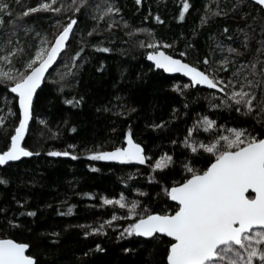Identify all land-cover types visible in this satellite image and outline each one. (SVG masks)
<instances>
[{"label": "trees", "instance_id": "16d2710c", "mask_svg": "<svg viewBox=\"0 0 264 264\" xmlns=\"http://www.w3.org/2000/svg\"><path fill=\"white\" fill-rule=\"evenodd\" d=\"M4 2L10 5L11 14L0 13L3 21L0 41L11 39L25 53L34 50L40 37L53 42L72 16H76L78 24L66 51L35 98L30 131L24 141V146L34 155L0 166V177L8 180L7 184L0 183V238L29 243V254L36 257L38 264H160L168 238L121 236L135 218H128L126 208L105 205L102 197L119 199L123 194L126 202H138V211H172L176 203L164 189L182 181L186 163L195 159V166L202 168L210 162L209 154L192 153L183 143L189 127L204 115L215 120L217 126H223L210 132L201 126L194 131L193 136L199 142L207 143L219 134L226 135V129L233 127L264 137V120L255 114L256 110L249 114L236 111L234 106L212 108L209 99L212 93H217L211 99L216 104H220L223 93L199 86L183 88L189 83L187 79L167 75L147 60V52L153 50L148 45L159 42L158 49L204 71L220 68L217 62L225 57L230 61L235 57L227 70L216 73L227 78L241 67V61L264 63V51L257 52L264 43V11L252 0H189V10L180 20L182 0H141L140 4L136 0H109L121 12L113 14L118 24L108 30L105 21L97 25L92 19V9L81 8L76 12L73 0H58L57 6L65 5L59 14L38 11L26 17L18 14L40 0ZM92 3L103 6V0H89ZM157 15L160 21L155 19ZM204 16H207L206 23L202 22ZM121 19L127 21V26L119 23ZM26 26L32 31L26 33ZM135 28L145 31L136 33ZM246 35L247 48L244 47ZM93 44L112 51L104 53L92 47ZM229 46L242 55L229 53ZM81 48L83 52L76 57ZM205 57L208 65L204 63ZM25 58L17 56L13 66L21 68ZM260 67L261 63H257V72ZM66 72L64 83L70 87H62L59 79ZM248 79L257 82L255 90L259 93L261 77ZM73 96H82L81 104L65 103ZM121 110L127 114H120ZM0 114L7 117L0 132L10 135L18 123V102L10 86L2 80ZM40 120L45 123L40 124ZM161 121L164 126L153 127ZM129 129L135 142L144 148L148 157L145 165L97 160L87 154L126 145L124 136ZM8 142L9 138L0 134V150ZM52 150L73 152L75 158L51 156L48 153ZM164 153L171 155L173 162L163 169H153L151 164ZM28 211H35L36 215L29 216ZM113 214L117 219L105 224ZM13 219L18 221L15 227L9 223ZM101 225V233H91V227ZM85 231L89 232L88 236L84 235ZM97 244L102 251L96 248ZM125 248L133 251L125 252Z\"/></svg>", "mask_w": 264, "mask_h": 264}, {"label": "snow or ice", "instance_id": "6c2138e0", "mask_svg": "<svg viewBox=\"0 0 264 264\" xmlns=\"http://www.w3.org/2000/svg\"><path fill=\"white\" fill-rule=\"evenodd\" d=\"M57 2L58 0H40L35 6L26 7L18 16L26 17L38 11L59 14L65 5L61 3L57 6ZM136 3L140 4L141 0H136ZM255 3L264 11V0H255ZM73 7L76 12H79L81 8L92 9V19L97 21V25L100 21H105L108 30L118 24L113 14L121 12V9L109 0H103V6L100 3L89 4V0H79V5H76V0H73ZM189 7V0H182L179 11L180 20L184 19ZM4 12L10 13V5L0 0V13ZM155 19L160 21L161 18L157 15ZM202 22H207V16L202 17ZM0 23L3 21L0 20ZM119 23L127 26V21L122 19ZM77 24L78 19L72 16L62 25V30L54 36V42L49 43L46 37H40L39 46L29 53H25L23 47L13 45L11 39L0 41V51L3 52V55H0V64H5L8 68L5 71L0 67V80L10 86V91L16 94L18 102V123L15 124L14 131L10 135L7 132H0L9 138L6 148L0 150V166L10 161H17L21 157L34 155L33 151L22 143L30 131V120L35 110L34 98L46 79V73L57 62L62 50L66 49V42L70 35L74 34V26ZM95 30L94 28L92 32ZM29 31L32 29L26 26L25 32ZM134 31L140 33L145 29L135 28ZM224 31L227 32L228 29L225 28ZM92 32L88 34L92 35ZM128 35L131 38V33ZM247 39L246 35L245 48H247ZM158 43L148 45L153 50L147 52V59L154 62L155 68L162 69L166 73H183L189 78V83L183 85L185 89L196 85L218 89L219 93L224 95L220 104H216L211 103V99L215 98L217 93H212L209 98L212 108L234 106L236 111L244 110L249 114L256 110L255 114L264 120V63L257 61L244 64L241 61V67L225 78L216 73L227 70L230 63L235 62V57H232L231 61L225 57L217 62L221 65L220 68L210 67L208 71H204L183 59L175 58L159 50ZM91 46L104 53L112 51L109 47L96 44ZM140 46H144L143 42H140ZM221 48L223 49V45ZM83 50V48L79 49L75 56L79 57ZM261 51H264V43L257 49V52ZM228 52L235 53L237 56L242 55L238 49L231 46L228 47ZM185 55L186 53H181V56ZM17 56L26 57L19 69L13 66ZM204 63L209 64L207 57L204 58ZM257 63H261L259 72H257ZM102 67L103 62H101ZM67 74V72L60 74L62 87L71 86L64 83ZM257 75L261 77L259 93L255 90L257 82L254 79H248L249 76ZM172 87L177 92H181V88L176 84ZM82 101V96H73L71 99H66L65 103L76 106ZM8 113L12 114L11 108H8ZM120 114L126 115L127 112L121 110ZM6 119L7 117L0 114V126L5 125ZM39 123L44 124L45 121L40 120ZM160 126H164V121H161L159 125H153V127ZM201 126L206 132H210L215 127H223L217 126L215 120L204 115L187 129L183 143L191 149L192 153L209 154L210 162L202 168L195 166V159L192 163H186L182 181L174 182L171 187L164 189L171 201L176 202L174 210L138 211V202L135 200L126 202L123 194L119 199L102 197L103 203L126 208L128 218H135L124 228L121 236L135 235L153 240L168 238L165 240L167 247L160 264H264V137L233 127L226 129V135L219 134L204 143L193 136L194 131ZM124 140L127 142L124 146L114 147L110 151H91L87 154L97 160L138 161L141 164L148 161L144 148L133 139L131 129L124 136ZM69 147L76 146L69 145ZM48 154L75 158V154L67 150H52ZM172 162L173 157L164 153L151 164V167L163 169ZM0 183L7 184L8 180L0 177ZM27 215L35 216L36 212L28 211ZM116 219L117 216L113 214L111 219L104 223L111 224ZM9 223L13 227L18 225L15 219ZM90 231L99 234L103 231V225L91 227ZM84 235L88 236L89 232L85 231ZM29 248V243L18 242L8 237L0 238V264H38L34 255L26 254ZM96 248L103 250L99 244ZM124 251L133 250L125 248Z\"/></svg>", "mask_w": 264, "mask_h": 264}, {"label": "water", "instance_id": "95a60500", "mask_svg": "<svg viewBox=\"0 0 264 264\" xmlns=\"http://www.w3.org/2000/svg\"><path fill=\"white\" fill-rule=\"evenodd\" d=\"M253 2H255V0H252ZM75 27H76V25L74 26V31H75ZM72 35L73 34H71L70 35V38H69V40L66 42V45H67V47H68V44H69V41H70V39L72 38ZM54 42V41H53ZM67 47H66V49H67ZM66 49H64V50H62V52H61V54H60V56H58V59H57V62L59 61V59H60V57H61V55L66 51ZM159 50H162V51H165L167 54H169V55H171L170 53H168L166 50H164V49H159ZM173 56V55H172ZM175 58H179V59H183V58H181V57H177V56H174ZM147 58V57H146ZM148 60V59H147ZM184 60V59H183ZM149 61V60H148ZM185 62H187V63H190V62H188V61H186V60H184ZM57 62H55L54 63V65L53 66H51L50 67V69H49V72H47L46 73V78H47V76H48V74L50 73V71L55 67V65L57 64ZM150 63H152L153 65H154V62H152V61H149ZM191 64V63H190ZM193 65V64H192ZM195 66V65H194ZM157 69V68H156ZM160 70H162V69H160ZM202 70V69H201ZM163 71V70H162ZM166 73V72H165ZM167 75H171V76H175V75H178V76H181V77H183V78H185V79H187L188 81H189V78L188 77H186L183 73H166ZM46 80V79H45ZM45 80H44V82H45ZM44 82L42 83V86H43V84H44ZM42 86H41V88H42ZM196 86H199V87H204V88H207V89H210V88H208V86H206V85H196ZM195 86V87H196ZM40 88V89H41ZM40 89H38V91L40 90ZM211 90H218V89H211ZM38 93V92H37ZM13 95L16 97V94H14L13 93ZM36 98V97H35ZM35 98H34V101H35ZM33 119V118H32ZM32 119L30 120V125H31V123H32ZM27 135V134H26ZM26 138V137H25ZM25 141V140H24ZM24 141H22V143L24 144ZM25 158H28V157H21L19 160H17V161H10V162H8L7 164H11V163H16V162H19V161H21L22 159H25ZM134 163H136L137 165H145L146 163H144V164H141L140 162H138V161H133ZM6 164V165H7ZM174 202V201H173ZM174 203H176V202H174ZM26 254H29V249L28 250H26Z\"/></svg>", "mask_w": 264, "mask_h": 264}, {"label": "rangeland", "instance_id": "374dc122", "mask_svg": "<svg viewBox=\"0 0 264 264\" xmlns=\"http://www.w3.org/2000/svg\"><path fill=\"white\" fill-rule=\"evenodd\" d=\"M39 44H40V43H37L36 46H39ZM36 46H35V47H36ZM35 47H34V48H35ZM0 55H3V53H1ZM0 67H2L5 71L8 70L7 65H5V64H0Z\"/></svg>", "mask_w": 264, "mask_h": 264}]
</instances>
